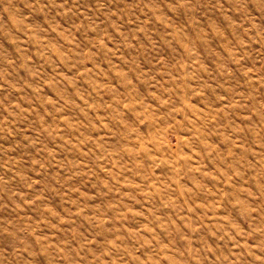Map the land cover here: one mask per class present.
<instances>
[{
    "label": "rangeland",
    "instance_id": "obj_1",
    "mask_svg": "<svg viewBox=\"0 0 264 264\" xmlns=\"http://www.w3.org/2000/svg\"><path fill=\"white\" fill-rule=\"evenodd\" d=\"M0 264H264V0H0Z\"/></svg>",
    "mask_w": 264,
    "mask_h": 264
}]
</instances>
